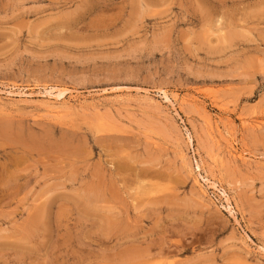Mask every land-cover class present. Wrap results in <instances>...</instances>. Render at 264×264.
<instances>
[{"label": "rangeland", "instance_id": "1", "mask_svg": "<svg viewBox=\"0 0 264 264\" xmlns=\"http://www.w3.org/2000/svg\"><path fill=\"white\" fill-rule=\"evenodd\" d=\"M0 91V264H264V0H0Z\"/></svg>", "mask_w": 264, "mask_h": 264}, {"label": "bare ground", "instance_id": "2", "mask_svg": "<svg viewBox=\"0 0 264 264\" xmlns=\"http://www.w3.org/2000/svg\"><path fill=\"white\" fill-rule=\"evenodd\" d=\"M51 90H54V88L51 89ZM51 90H48V89H47V91H51ZM55 90H56V89H55ZM1 91H2V90H1ZM1 91H0V92H1ZM6 91H7V90H6ZM47 91H46V92H47ZM161 91H162V90H161ZM3 92H4V90H3ZM18 92H19V91H18ZM18 92H16V93L18 94ZM24 92H25V91H24ZM56 92H57V93H56ZM56 92H55V93L50 92L49 95L51 94L52 96H54V97L56 98V100H57V99L59 100V99H62V98H63V96H64L65 93H66V90H60V89H59V90L56 91ZM162 92H164V90H163ZM10 93H11V91H9V94H10ZM12 93L14 94V92H12ZM12 93H11V94H12ZM19 93H20V92H19ZM26 93H27V92H26ZM6 94H8V92H7ZM162 94H165V100H167V101H169L170 103H172V98L170 97V95H168V91L166 92V90H165V92L162 93ZM44 95H45V94H44ZM25 96H26V95H25ZM50 98H51V97H50ZM50 98H49V99H50ZM64 98H65V97H64ZM175 98H176V97H175ZM47 99H48V98H47ZM49 99H48V100H49ZM2 100H3V99H2ZM51 100H52V99H51ZM58 100H57V101H58ZM163 100H164V99H163ZM54 101H55V100H54ZM60 101H61V100H60ZM24 102H25V100H24ZM5 103H6V102H5ZM11 103H12V102H11ZM14 103H15V102H14ZM22 103H23V102H22ZM0 104H1V103H0ZM26 104H27V103H26ZM40 104H41V103H40ZM42 104H43V103H42ZM44 104H45V103H44ZM44 104H43V105H44ZM46 104H48V103H46ZM46 104H45V105H46ZM52 104H53V103H52ZM56 104H57V103H56ZM65 104H66V103H65ZM2 105H3V104H2ZM68 105H69V104H68ZM91 105H92V104H91ZM172 105H173V103H172ZM4 106H5V105H4ZM9 106H10V105H9ZM41 106H42V105H41ZM57 106H58V105H57ZM69 106H71V105H69ZM47 107H49V106H47ZM72 107H73V106H72ZM52 108H53V107H52ZM52 108H51V109H52ZM62 108H63V107H62ZM73 108H74V107H73ZM23 109H24V108H23ZM43 109H44V108H43ZM58 109H59V107H58ZM64 109H65V108H64ZM53 110H54V109H53ZM67 110H68V109H67ZM5 111H6V110H5ZM46 111H48V110H46ZM59 112H60V111H59ZM59 112H58V113H59ZM60 113H61V112H60ZM63 113H64V112H63ZM65 113H66V112H65ZM69 113H70V112H69ZM55 114H57V113H55ZM61 114H62V113H61ZM61 114H60V115H61ZM3 132H4V131H3ZM7 133H8V132H7ZM190 136H191V135H190ZM12 139H13V138H12ZM191 139H192V138H191ZM191 139H190V140H191ZM190 140H189V141H190ZM191 141H192V140H191ZM198 167L200 168V166H198ZM209 178H210V177H209ZM205 180H206V179H205ZM208 181H209V180H208ZM210 182H214V181L212 180V181H210ZM200 183H201V182H200ZM209 184H210V183H209ZM212 185H213V183H212ZM215 187H216V186H215ZM219 189H220V188H219ZM222 194L226 197V200L230 201V200H229V197H228V194H227L224 190H222ZM228 205H229V204H228ZM228 207H229V206H228ZM228 207H227V208H228ZM230 208H231V207H230ZM231 210H232V209H231ZM231 210H230V211H231ZM263 248H264V247H263ZM260 249H262V247H261ZM263 250H264V249H263Z\"/></svg>", "mask_w": 264, "mask_h": 264}]
</instances>
